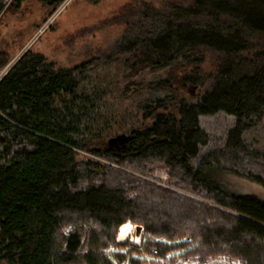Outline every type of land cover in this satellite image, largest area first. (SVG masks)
I'll return each mask as SVG.
<instances>
[{"label":"trees","instance_id":"1","mask_svg":"<svg viewBox=\"0 0 264 264\" xmlns=\"http://www.w3.org/2000/svg\"><path fill=\"white\" fill-rule=\"evenodd\" d=\"M65 1L11 0L6 11L37 3L46 19ZM125 19L98 55L69 65L29 48L0 79V264H118L105 249L122 244L128 221L144 227L141 246L158 264L220 254L264 264V198L215 179L264 185V149L244 139L264 118V0L146 1ZM116 61L129 75L170 70L145 85L134 112L89 86ZM219 111L235 123L222 147L201 154L210 136L200 116ZM163 167L171 185L202 199L148 178ZM134 253L116 258L140 264Z\"/></svg>","mask_w":264,"mask_h":264},{"label":"rangeland","instance_id":"2","mask_svg":"<svg viewBox=\"0 0 264 264\" xmlns=\"http://www.w3.org/2000/svg\"><path fill=\"white\" fill-rule=\"evenodd\" d=\"M146 1L162 6L164 2L170 0H101L98 3L66 0L46 19L43 17L47 9L37 3H26L20 10L6 11L11 0H2L0 2V43L8 40L7 45L13 51V55L10 62L0 71V79L29 48L59 63L69 65H75L89 56L98 55L118 39L125 27V16L132 14ZM204 66L206 70L213 67L210 58L206 59ZM169 70L170 68L165 70L145 68L137 74L129 75L130 69L125 67L122 61H116L110 65H99L90 76L89 86L108 90L109 102H115L121 107L128 106L135 112L138 110V103L149 95L145 85L159 77H166ZM179 71L175 69L177 76L182 73ZM128 87L131 91L126 92L125 88ZM235 120V116L224 111L200 116L201 126L210 136V141L208 145L202 147L201 154L210 149L222 147ZM244 139L251 146L264 149V118L256 127L244 132ZM148 178L157 184L202 199L200 196L171 185L165 167L158 168L154 175ZM215 179L233 192L252 193L264 198V185L257 181L234 173H220L215 175ZM128 222L133 225L132 237L126 242H121V245L109 246L105 249V253L115 263L133 264L130 257H124L118 262L116 256L117 254L126 255L130 253L133 246H136L142 252L134 253L137 257L141 255L143 260L139 258L140 264H158L153 256L147 255L149 250L142 248V240L140 245L135 243L138 236L142 237L144 227L142 226L141 233L137 234V225L131 221ZM73 228L74 226H69L65 233Z\"/></svg>","mask_w":264,"mask_h":264},{"label":"built area","instance_id":"3","mask_svg":"<svg viewBox=\"0 0 264 264\" xmlns=\"http://www.w3.org/2000/svg\"><path fill=\"white\" fill-rule=\"evenodd\" d=\"M140 245V244H139ZM157 252L156 249H153ZM162 264H245L240 258H233L227 254L214 255L206 259L196 256L169 257Z\"/></svg>","mask_w":264,"mask_h":264},{"label":"bare ground","instance_id":"4","mask_svg":"<svg viewBox=\"0 0 264 264\" xmlns=\"http://www.w3.org/2000/svg\"><path fill=\"white\" fill-rule=\"evenodd\" d=\"M133 235V225L130 222H127L126 224H123L119 231L118 240L121 242H126L130 237ZM141 241V237L138 236L136 238L135 243L139 244Z\"/></svg>","mask_w":264,"mask_h":264},{"label":"water","instance_id":"5","mask_svg":"<svg viewBox=\"0 0 264 264\" xmlns=\"http://www.w3.org/2000/svg\"><path fill=\"white\" fill-rule=\"evenodd\" d=\"M126 138V134H121L118 139L123 140ZM142 226H137V234L141 233Z\"/></svg>","mask_w":264,"mask_h":264},{"label":"crops","instance_id":"6","mask_svg":"<svg viewBox=\"0 0 264 264\" xmlns=\"http://www.w3.org/2000/svg\"><path fill=\"white\" fill-rule=\"evenodd\" d=\"M126 224V223H125Z\"/></svg>","mask_w":264,"mask_h":264}]
</instances>
